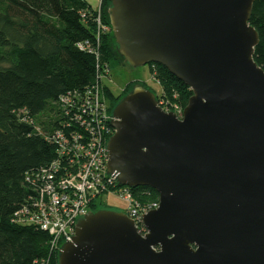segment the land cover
I'll use <instances>...</instances> for the list:
<instances>
[{
	"label": "water",
	"instance_id": "obj_1",
	"mask_svg": "<svg viewBox=\"0 0 264 264\" xmlns=\"http://www.w3.org/2000/svg\"><path fill=\"white\" fill-rule=\"evenodd\" d=\"M255 0H111L123 59L192 90L182 118L141 85L113 108L107 169L158 193L142 236L123 211H88L59 264H264V69ZM33 192H29L32 194ZM155 247H159L156 250Z\"/></svg>",
	"mask_w": 264,
	"mask_h": 264
},
{
	"label": "trees",
	"instance_id": "obj_2",
	"mask_svg": "<svg viewBox=\"0 0 264 264\" xmlns=\"http://www.w3.org/2000/svg\"><path fill=\"white\" fill-rule=\"evenodd\" d=\"M110 5L111 0H100L99 6L87 0H0V264H59V249L52 248L47 232L12 219L31 192L27 173L47 166L56 156L55 145L35 127H61L60 97L93 89L100 74H108L121 56ZM98 14L107 29L98 23ZM249 22L259 35L253 57L264 69V0L254 1ZM150 64L167 95L172 99L173 92L178 93L186 106L190 87L161 64ZM137 85L149 89L132 80L122 90L126 94ZM103 93L112 114L120 98L105 82ZM150 190V197L140 194V199L158 196ZM99 205L109 207L95 201L92 208Z\"/></svg>",
	"mask_w": 264,
	"mask_h": 264
},
{
	"label": "built area",
	"instance_id": "obj_3",
	"mask_svg": "<svg viewBox=\"0 0 264 264\" xmlns=\"http://www.w3.org/2000/svg\"><path fill=\"white\" fill-rule=\"evenodd\" d=\"M97 20L103 29H107L100 14ZM79 46L83 48L84 44ZM153 68L156 67L153 65ZM104 77L108 79L110 74L101 73L99 82L83 94L74 92L60 97L61 127L53 131L35 127L55 145L56 156L47 166L27 173V185L33 193L14 212L12 220L47 232L52 248L60 249L62 244L72 241L77 222L92 210V203L107 192H117L128 202L123 212L135 222L142 236L148 232L144 214L159 205V196L146 200L139 197L140 194L150 197L152 190L146 188L136 192L132 187L119 186L116 176L107 169V142L114 127L111 123L113 114L108 112V101L103 93ZM153 77L160 86L156 93L157 104L164 111H172L182 118L185 106L178 93L173 92L171 99L161 86L157 70ZM155 249L159 250V247ZM34 264L48 262L35 261Z\"/></svg>",
	"mask_w": 264,
	"mask_h": 264
},
{
	"label": "rangeland",
	"instance_id": "obj_4",
	"mask_svg": "<svg viewBox=\"0 0 264 264\" xmlns=\"http://www.w3.org/2000/svg\"><path fill=\"white\" fill-rule=\"evenodd\" d=\"M87 1L93 6H98L100 3V0ZM109 73L110 77L108 79L104 77V82L110 84L113 91L116 93L122 90L130 80L144 82L145 85L155 93H159L160 91V86L153 77L156 73V68H152L150 63L131 68L123 57L119 56L111 63ZM105 98L107 97L105 96ZM97 201L109 206V208L121 211H123L128 205V202L117 192H107L99 197Z\"/></svg>",
	"mask_w": 264,
	"mask_h": 264
},
{
	"label": "flooded vegetation",
	"instance_id": "obj_5",
	"mask_svg": "<svg viewBox=\"0 0 264 264\" xmlns=\"http://www.w3.org/2000/svg\"><path fill=\"white\" fill-rule=\"evenodd\" d=\"M131 68H132V66H130ZM130 81H132V80H130ZM129 82V81H128ZM123 89V88H122ZM121 91V92H120ZM119 92H117V96L119 97V98H121V97H123L124 95H125V91H123V90H120ZM99 208H109V207H105V206H103V205H99V206H97V207H94V208H92V210H96V209H99Z\"/></svg>",
	"mask_w": 264,
	"mask_h": 264
}]
</instances>
